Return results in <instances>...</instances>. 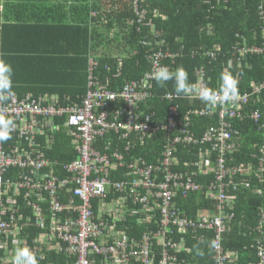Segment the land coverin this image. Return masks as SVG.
Returning <instances> with one entry per match:
<instances>
[{"label":"built area","instance_id":"built-area-1","mask_svg":"<svg viewBox=\"0 0 264 264\" xmlns=\"http://www.w3.org/2000/svg\"><path fill=\"white\" fill-rule=\"evenodd\" d=\"M143 2L145 0H134V9L137 22L151 28L142 41L144 46L150 47L147 55L150 71L139 80L128 81L121 90L113 91L109 81L103 84L93 77L97 63L90 60L88 90L80 104L63 102L59 97L20 99L15 94L7 98L8 104L3 103L6 99L0 100V114L14 125L7 146L10 152L6 151L4 142H0V248L4 235L6 245L13 235L16 244L26 243L20 238L22 226L18 225L16 216L18 198L22 197L34 212L35 226L43 230L34 249L65 254L73 259L72 264H190L178 257L190 251L183 234H191L199 243L211 234L209 247L214 264H233L237 260L236 251L224 248L233 218L227 208L232 210L237 200V195L231 193L234 184L230 185L227 180L238 174L250 175L252 171L244 165L229 167L227 155L236 150L235 121L250 117L261 122L264 112L257 109L247 116L244 109L254 96L260 99L264 85L253 86L250 93L237 91L236 96L226 102L218 98L216 103H208L204 109L189 110L183 117L178 107H172L165 121L157 120L152 92L156 82L150 73L161 65L174 70L183 54L164 48L163 35L155 31L151 22H146ZM214 51L204 50L203 55L215 59ZM199 52L195 49L191 54ZM237 52L264 55V47L244 44ZM197 78L194 91L188 96L192 101L200 100V90L208 87L203 70L197 71ZM182 97L173 93L165 96L170 101ZM210 115L219 118L217 126L210 127L199 138L189 133L195 118ZM57 119H65L68 135L75 145L77 157L69 163L53 161L54 164L44 151L53 148H40L36 144L39 136L56 126ZM261 128L264 129V122ZM163 132L177 135L164 140L160 166H152L143 157H137L130 161L129 167L136 168L134 174L145 176L143 180L120 182L111 178L114 171L128 164L120 155V143L141 144L145 137H156ZM102 140L105 141L103 152L95 148L97 141ZM24 144L28 148H21ZM206 144L209 145L206 149L199 148ZM190 145L198 146L200 160L180 166L176 152ZM125 151L129 150L125 148ZM261 153L262 156L257 157L255 175L259 182H264V147L260 148ZM212 154L217 157H211ZM54 165L61 170H54ZM174 166L185 171H174ZM11 170L18 172L17 179L9 176ZM198 172L213 174L214 182L208 187L197 183L194 179ZM237 189L234 185L232 191ZM112 192L128 193L133 198L132 204L138 208L129 209V200L124 197L107 201L108 193ZM189 192L204 193L213 204L211 210H199L196 218L188 217L175 200L179 193L187 197ZM129 215L137 216L138 226L135 227L144 229L140 240L130 236L134 228L126 223ZM263 220L264 213L257 228L259 233ZM251 248L257 252L258 264H264L263 240L255 237ZM41 258H45L43 253Z\"/></svg>","mask_w":264,"mask_h":264},{"label":"trees","instance_id":"trees-1","mask_svg":"<svg viewBox=\"0 0 264 264\" xmlns=\"http://www.w3.org/2000/svg\"><path fill=\"white\" fill-rule=\"evenodd\" d=\"M48 1L43 0V3ZM87 1H90L88 10L85 6L80 9L82 15L75 17V22L59 24V28L64 27L65 30L76 29L75 50L79 47L78 50L58 48L50 51L51 48H44L36 50L42 51L40 54H34L32 51L27 52L31 53L28 57H36L41 60L44 66L46 62L59 65L69 59L71 61L76 58L77 62L74 61V64L80 68L79 77L84 83L78 95L72 96L75 103L81 102L88 89L90 60L97 63L92 71L93 77L103 84L109 81L108 84L113 91L121 90L126 82L134 79L139 80L150 71V64L147 60L150 47L144 46L142 41L151 32V28L144 27L137 22L138 16L134 9V0ZM31 2L32 0H23L24 6ZM141 5L147 10L146 22H151L155 31L163 35V39L166 41L164 48L183 54L175 68L183 66L187 70L189 82L194 88L198 81V70H203L205 73L207 89L217 93L220 92L222 72L230 73L238 79V92L240 93H250L253 86L264 85V55L251 53L242 55L237 52V48L244 44L248 47H264V0H145ZM51 25L48 18L33 27L48 31ZM10 29L20 30V26L10 25ZM10 34L12 35V33ZM66 40L69 39L66 38ZM195 49L201 52L192 55L191 52ZM204 50L210 52L215 50L216 58L210 59L204 56ZM3 51H5L4 48ZM25 52L24 49H17L6 51L5 55L3 53L2 58L12 65L15 75L21 69L20 66L23 64L21 55ZM13 91L22 99L28 91L33 90L18 88ZM34 91L37 93V89ZM50 91L62 93L57 88H51ZM152 92L155 96L154 105L158 111L157 120L160 121L167 119L172 107H178L181 117H183L189 110L204 109L208 106V103L201 100L192 101L188 96L185 98L181 96L182 99L174 101L166 99L167 94H175L172 81H169L165 87H160L155 83ZM3 103L8 104V100H3ZM257 109L261 113L264 112V88L261 90L260 99L254 96L244 110L248 116ZM218 120L217 115L195 118L192 122L193 125L191 124L189 128V133L199 138L207 129L217 126ZM263 122L264 113L259 123L251 120L250 117L235 121L233 129L236 135L233 137V142L236 145V150L233 154L227 155L229 167L244 165V168L252 171L250 175L238 174L227 180L230 185L238 186L235 191H232L234 185L231 186V193L237 195V200L232 210L227 208V212L233 214V218L230 221V231L224 241L225 249L236 251L238 254V258L233 264H258L257 252L251 248V245L255 237L261 238L264 243V220L262 232L257 231L262 220V213H264V182H259L255 175L258 168L257 157L262 156L260 148L264 147V129L261 128ZM59 134L61 135L59 136ZM176 135L163 132L156 137H145L138 146V150H134L130 154L124 151L120 152V155L124 156V162L128 164L114 171L111 178L120 182H132L136 178L143 180L145 176L133 173L136 168L129 167L132 164L130 161L134 157H143L147 164L160 166L163 160L164 140L173 139ZM57 136L60 138L64 136L66 144L61 142L54 145L50 157L65 163L74 161L77 153L71 144L70 137L62 131ZM60 138H58V142H60ZM9 140L3 141L7 152H10L7 148ZM207 147L209 145L206 144L199 148L206 149ZM95 148L103 152L104 146L101 141H97ZM199 148L192 145L178 148L176 157L180 166L186 162L199 161ZM52 155L54 156L52 157ZM211 157L216 158L217 154H212ZM173 170L185 171L177 166H174ZM195 170L197 169L195 168ZM11 172L13 175L10 177L17 176V171L11 170ZM160 176L162 177L161 172ZM154 177L155 174L151 178ZM194 180L208 187L214 182L215 177L211 173L201 174L198 172ZM257 191H261V194ZM188 194L186 197L179 193L175 200L176 205L188 217L196 218L199 210H211L210 208L213 207V204H210L205 198L204 193L190 194L189 192ZM121 197L129 200V209L138 208L132 204L133 198L128 193H108L107 201ZM17 208V223L22 226L20 238L26 243L22 241L16 244L13 235L6 245L5 235L2 236L3 247L0 248V264H12V262L4 263V258L15 246H28L41 264H72L73 259L67 258L65 254H57L46 249L41 251L34 249L43 230L35 226L36 217L24 198H18ZM127 218L126 223L134 228L130 231V236L140 240L144 229L140 226L135 227L138 226L137 216L129 215ZM182 237L190 251L179 254L178 257L181 260L190 264H214L212 249L209 247L213 239L211 234L205 236L203 243L197 242V239H194L191 234H183ZM42 253L45 255L44 260L41 259Z\"/></svg>","mask_w":264,"mask_h":264},{"label":"crops","instance_id":"crops-1","mask_svg":"<svg viewBox=\"0 0 264 264\" xmlns=\"http://www.w3.org/2000/svg\"><path fill=\"white\" fill-rule=\"evenodd\" d=\"M84 6L86 10H88L90 1L80 0V2H78V0H49L48 2L43 3V0H32L31 4L24 6L23 0H0V57L3 56V53L4 55L7 54L5 52L9 50H26V52L21 55L23 58V64L20 66L21 69L16 75L14 74V77L16 78L13 77L14 89L26 88L33 90L28 91L25 96H45L47 98L59 97L60 100L73 105L81 103H75L72 99L73 95H78L82 88V84L84 83L79 77V74L81 73L80 68L77 64H74V61L77 62L76 58L71 61L69 59L67 62L60 63L59 65L57 63L51 64L46 62L44 66V64L41 63V60L36 59V57H28L31 53L27 52L32 51L34 54H40L42 51L36 50L44 48H51L50 51L58 48H71L74 51L77 39L76 29L74 28L72 31L69 29L65 30L66 28H59V26L65 24V22H75V17L82 15L80 9H83ZM48 18L52 24L51 27L48 28V31H44L42 28L33 27L35 24L42 23L43 19L46 20ZM10 25H19L22 32L17 29L11 30ZM10 33H12V35ZM66 38L69 40H66ZM3 48L5 51H3ZM78 48H76V50H78ZM51 88H57L62 93L59 94L57 92H52L50 91ZM36 89L37 93L34 91ZM47 90H49V92H47ZM13 94H16V92L13 91ZM60 131L70 137L68 135L65 119H57L56 126L47 131L46 135L39 136L36 139V144L40 146V148H53L54 145L61 142L66 144L64 136L63 138L57 136ZM60 135L61 134H59V136ZM58 138H60V142H58ZM70 141L75 148L71 137ZM101 144L105 146V141L102 140ZM139 145L140 144L136 142L130 145L122 142L120 143L121 149L119 151H124L130 154L134 150H138L137 148ZM17 147L18 146L16 145L15 148ZM21 148H28V146L27 144H24ZM125 148L129 151H125ZM113 150H116V148ZM44 151L50 156V153L53 150L50 151L49 149H44ZM53 156L54 155H52V157ZM50 160L59 164L65 163L60 162L59 160H53L52 158ZM54 170L61 169L54 165ZM12 175L13 172L9 174V176ZM15 178H17V176L13 177V179ZM16 247L23 246H15L14 249ZM13 250L5 256L4 263L12 262Z\"/></svg>","mask_w":264,"mask_h":264},{"label":"clouds","instance_id":"clouds-1","mask_svg":"<svg viewBox=\"0 0 264 264\" xmlns=\"http://www.w3.org/2000/svg\"><path fill=\"white\" fill-rule=\"evenodd\" d=\"M13 76L12 65L0 57V100L7 99L13 94ZM150 76L160 87H165L169 81H172L177 96H191L194 91V86L189 82L188 72L183 66H178L174 70L165 65L154 67ZM220 81L219 93L202 88L199 99L204 103L214 104L218 98L226 102L235 97L238 91V80L230 73L222 72ZM13 127V121L0 114V142L11 138ZM12 264H39V261L30 248L16 247L13 250Z\"/></svg>","mask_w":264,"mask_h":264}]
</instances>
